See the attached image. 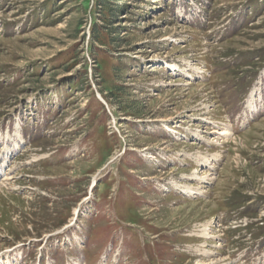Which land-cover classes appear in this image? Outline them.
Wrapping results in <instances>:
<instances>
[{"label":"rangeland","instance_id":"obj_1","mask_svg":"<svg viewBox=\"0 0 264 264\" xmlns=\"http://www.w3.org/2000/svg\"><path fill=\"white\" fill-rule=\"evenodd\" d=\"M201 263L264 264V0H0V264Z\"/></svg>","mask_w":264,"mask_h":264},{"label":"bare ground","instance_id":"obj_2","mask_svg":"<svg viewBox=\"0 0 264 264\" xmlns=\"http://www.w3.org/2000/svg\"><path fill=\"white\" fill-rule=\"evenodd\" d=\"M229 134H230V132H227V133H224L223 135H224V136H229ZM187 191L189 192V195H192V194L195 193L194 190H193L192 188H189ZM205 231H206V230H205ZM201 264H205V263H201Z\"/></svg>","mask_w":264,"mask_h":264}]
</instances>
